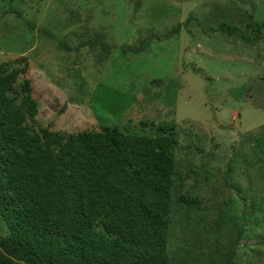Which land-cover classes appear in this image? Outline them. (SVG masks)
<instances>
[{"label": "rangeland", "instance_id": "rangeland-1", "mask_svg": "<svg viewBox=\"0 0 264 264\" xmlns=\"http://www.w3.org/2000/svg\"><path fill=\"white\" fill-rule=\"evenodd\" d=\"M263 19L264 0H0V65L15 93L28 80L26 126L174 128L171 264H264V29L251 35ZM95 33L113 47L102 64L76 49ZM140 39L143 51L122 53Z\"/></svg>", "mask_w": 264, "mask_h": 264}, {"label": "trees", "instance_id": "trees-1", "mask_svg": "<svg viewBox=\"0 0 264 264\" xmlns=\"http://www.w3.org/2000/svg\"><path fill=\"white\" fill-rule=\"evenodd\" d=\"M180 29L149 39H168ZM217 29L238 32L223 23ZM262 29L264 19L255 21L251 35L257 39ZM150 40L120 49L137 54ZM80 47L92 50L97 64L113 49L98 33L81 38ZM15 80L0 65V217L7 228L0 264H171L174 128L159 126L156 136L109 127L72 134L35 129L22 114L28 80L19 94Z\"/></svg>", "mask_w": 264, "mask_h": 264}]
</instances>
